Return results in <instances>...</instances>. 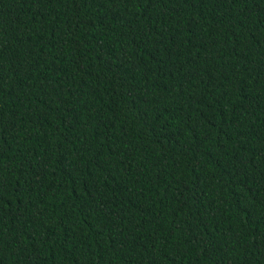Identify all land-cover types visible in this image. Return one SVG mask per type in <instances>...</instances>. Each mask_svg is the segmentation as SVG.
<instances>
[{
	"label": "trees",
	"instance_id": "1",
	"mask_svg": "<svg viewBox=\"0 0 264 264\" xmlns=\"http://www.w3.org/2000/svg\"><path fill=\"white\" fill-rule=\"evenodd\" d=\"M0 264H264V0H0Z\"/></svg>",
	"mask_w": 264,
	"mask_h": 264
}]
</instances>
